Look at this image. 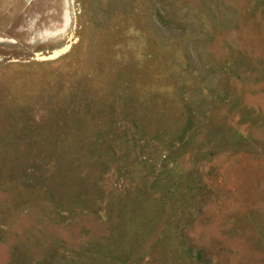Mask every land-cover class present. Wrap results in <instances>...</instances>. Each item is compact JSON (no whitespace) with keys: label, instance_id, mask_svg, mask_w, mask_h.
Wrapping results in <instances>:
<instances>
[{"label":"rangeland","instance_id":"1","mask_svg":"<svg viewBox=\"0 0 264 264\" xmlns=\"http://www.w3.org/2000/svg\"><path fill=\"white\" fill-rule=\"evenodd\" d=\"M0 264H264V0H0Z\"/></svg>","mask_w":264,"mask_h":264},{"label":"bare ground","instance_id":"2","mask_svg":"<svg viewBox=\"0 0 264 264\" xmlns=\"http://www.w3.org/2000/svg\"><path fill=\"white\" fill-rule=\"evenodd\" d=\"M56 52V51H55Z\"/></svg>","mask_w":264,"mask_h":264}]
</instances>
